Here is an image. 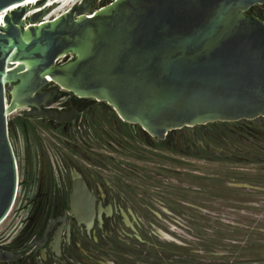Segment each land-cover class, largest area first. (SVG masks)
<instances>
[{
	"label": "water",
	"instance_id": "95a60500",
	"mask_svg": "<svg viewBox=\"0 0 264 264\" xmlns=\"http://www.w3.org/2000/svg\"><path fill=\"white\" fill-rule=\"evenodd\" d=\"M46 1L0 0V223L17 191L9 115L26 109L65 121L51 107L58 88L105 101L158 139L185 126L264 118V24L244 13L260 0H113L98 10L80 2L38 25L52 7L27 12ZM64 54L73 59L57 66Z\"/></svg>",
	"mask_w": 264,
	"mask_h": 264
},
{
	"label": "rangeland",
	"instance_id": "374dc122",
	"mask_svg": "<svg viewBox=\"0 0 264 264\" xmlns=\"http://www.w3.org/2000/svg\"><path fill=\"white\" fill-rule=\"evenodd\" d=\"M111 1L73 0L70 9L88 2L98 10ZM60 5L51 4L52 9L42 18L53 21L63 14L66 7ZM23 111L18 109L9 115L7 131L17 167V191L0 223V237L15 236L33 215L30 210L35 198L31 194L36 178L35 174L31 181L25 178L27 153L33 163L39 146L48 158L55 156L54 149L70 158H79L78 154L84 153L81 146L75 149L68 146L71 141L61 130H52L35 117H25ZM194 138L188 139L192 151L171 158L170 185L165 188L166 182L162 181L161 194H156L162 203H155L151 211L141 198L129 199L140 218L139 226L132 229L121 226L117 235L102 238L99 244L84 237L77 240L94 254L93 259L70 248L60 258L53 257L47 262L36 258L33 264H197L205 257V246L223 258L216 260L218 264H243L241 261L251 253H257L262 260L246 264H264V249L243 250L245 244L252 242L264 246V235L253 233L264 232V125L212 122L195 126ZM196 140L202 144V151ZM26 142L30 143L29 151H25ZM147 193L146 198H150L151 188ZM26 224L29 225L28 221Z\"/></svg>",
	"mask_w": 264,
	"mask_h": 264
},
{
	"label": "flooded vegetation",
	"instance_id": "af4514ba",
	"mask_svg": "<svg viewBox=\"0 0 264 264\" xmlns=\"http://www.w3.org/2000/svg\"><path fill=\"white\" fill-rule=\"evenodd\" d=\"M244 13L264 24V0L251 4ZM52 87L49 85L45 89ZM58 90L51 107L65 112L66 120L59 122L45 115L33 117L52 130H61L71 141L68 146L74 149L81 146L84 153L78 154L79 158H70L54 149L55 156L48 158L39 146L34 163L27 153L25 178L31 181L32 174L36 178L31 194L35 198L30 210L33 215L26 219L23 229L15 236L0 237V259L7 251L23 254L17 259L0 261V264H33L36 258L47 262L53 257L60 258L70 248L93 259L94 254L77 240L82 241L84 237L99 244L102 238L117 235L121 226L128 229L139 226L140 218L129 199L141 198L153 211L155 203H162L158 199L162 181L166 182L165 188L170 185L172 156L177 159L185 151L193 150L188 146V139H196L195 126L171 130L163 139H158L140 125L121 119L105 101ZM6 98L9 102L10 97L6 95ZM25 113L26 109L23 114L29 117ZM242 122L261 127L264 118H259L257 123ZM29 145L26 142L25 151L31 149ZM196 145L199 151L203 150L198 140ZM150 188L153 197L146 198ZM75 196L79 197L78 204L72 200ZM74 213L83 214V221L77 220ZM38 240H42L41 244L23 250Z\"/></svg>",
	"mask_w": 264,
	"mask_h": 264
},
{
	"label": "trees",
	"instance_id": "16d2710c",
	"mask_svg": "<svg viewBox=\"0 0 264 264\" xmlns=\"http://www.w3.org/2000/svg\"><path fill=\"white\" fill-rule=\"evenodd\" d=\"M255 235L257 236H261V235H264V232H258V231H254L253 232ZM234 247H239L238 244H232ZM244 251H246L247 249H249V251H261L264 249V246L263 244H260L258 242H255V243H248V244H245L244 245ZM205 251H203V254H205V257L203 260H201L200 262H198L197 264H218L217 261H220L219 259H223V258H220L218 257L219 254H214L213 251H209L210 249L207 248L205 246V248H203ZM191 257H189V260H190ZM245 259L242 260L241 262H243V264H246V263H250V262H254V261H261L262 257H257V253H251L250 254V257H244ZM217 260V261H216ZM223 264H226V263H223Z\"/></svg>",
	"mask_w": 264,
	"mask_h": 264
},
{
	"label": "built area",
	"instance_id": "2783aa9c",
	"mask_svg": "<svg viewBox=\"0 0 264 264\" xmlns=\"http://www.w3.org/2000/svg\"><path fill=\"white\" fill-rule=\"evenodd\" d=\"M42 8L45 9V6H44V7H41V8H37V9L32 8L29 12H27V16H29V15L35 13L36 11H38V10H40V9H42ZM48 21H49V19H47V18H42V19H41V22L38 23V25H41V24H43V23H45V22H48ZM27 27H28V24L25 23L24 28L26 29ZM72 59H73V55H72V54H64V55L59 56V57L56 59L55 64H56L57 66H61V65H64L65 63H67L68 61H70V60H72Z\"/></svg>",
	"mask_w": 264,
	"mask_h": 264
},
{
	"label": "bare ground",
	"instance_id": "6f19581e",
	"mask_svg": "<svg viewBox=\"0 0 264 264\" xmlns=\"http://www.w3.org/2000/svg\"><path fill=\"white\" fill-rule=\"evenodd\" d=\"M55 1V0H54ZM47 2H50V1H47ZM61 4L60 5V8H64V7H66L65 8V11H67V10H69L70 8H71V6H73L74 5V2H73V0H59V1H55V2H50V3H48L47 4V6H49L50 7V5L51 4ZM32 5H36V4H32ZM32 5H30V6H32ZM64 11V12H65ZM63 12V13H64ZM57 17H58V15H57ZM56 19V18H55Z\"/></svg>",
	"mask_w": 264,
	"mask_h": 264
}]
</instances>
